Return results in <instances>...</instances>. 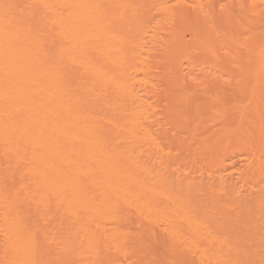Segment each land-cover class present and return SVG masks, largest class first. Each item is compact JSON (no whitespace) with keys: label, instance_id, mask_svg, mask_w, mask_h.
Segmentation results:
<instances>
[{"label":"bare ground","instance_id":"6f19581e","mask_svg":"<svg viewBox=\"0 0 264 264\" xmlns=\"http://www.w3.org/2000/svg\"><path fill=\"white\" fill-rule=\"evenodd\" d=\"M208 3L217 15L220 3L235 6L233 24L252 38L233 40L227 22L219 36L207 29L188 5ZM4 4L20 7L6 18ZM259 5L0 0V264H136L172 248L194 264L245 250L259 260ZM48 199L45 215L37 207Z\"/></svg>","mask_w":264,"mask_h":264},{"label":"snow or ice","instance_id":"6c2138e0","mask_svg":"<svg viewBox=\"0 0 264 264\" xmlns=\"http://www.w3.org/2000/svg\"><path fill=\"white\" fill-rule=\"evenodd\" d=\"M255 6V5H254ZM19 5L15 4H4L3 8L5 9V17L7 18L10 14L15 15V11L17 8H19ZM28 8H38L39 6L34 5H28L26 6ZM190 8H196L199 9L200 13L204 17L203 24L207 29H212L215 31V35L219 36L220 33V26L224 25L226 22L231 26L229 29L225 30L226 35H230L233 40H238L240 37H243L244 41L250 40L252 37L248 34V31L240 32L235 24H233L232 21V10L235 6L228 5L224 3L219 4V15L216 14V8L217 5L214 3H208V4H193L188 5ZM240 7H245L244 5H241ZM259 7L264 10V0H260ZM264 15V13H262ZM219 22V23H218ZM262 31H261V38L264 40V23L261 25ZM245 47V43L239 44V49L241 50ZM225 55H230V53L225 50ZM216 59L219 60L220 57L216 56ZM232 63L235 65V57H233ZM193 81L196 85H202L207 86L205 81L198 76H193ZM239 83V81H237ZM217 100L219 103H223L227 106L228 101L224 98H221L217 96ZM225 111H217V115H225ZM262 134H264V128H262ZM50 199L48 200H41L38 203L37 211L45 210V215L47 214V211H50ZM38 231V229H37ZM222 244L230 245V241H227V237L225 236L223 240L220 241ZM51 245H53L56 249H61V251H64L62 247V241L57 239V237L53 236L51 240L49 241ZM143 243L147 246L148 249H152V241L150 237H145L143 239ZM238 254H239V248H238ZM244 254L249 256L247 259H235V260H226V261H216V264H264V242H262L261 245V252H260V259L255 260L250 258L251 253L247 250L244 251ZM19 264H42L40 261H33V260H26L21 261ZM43 264H74L73 261L67 260V259H53L50 261L43 262ZM101 264H112L110 261H103ZM136 264H194V262L188 260L182 252L176 251L175 248H172L170 252H166L165 258H160L159 253L152 251L150 258H145L140 261H137Z\"/></svg>","mask_w":264,"mask_h":264}]
</instances>
